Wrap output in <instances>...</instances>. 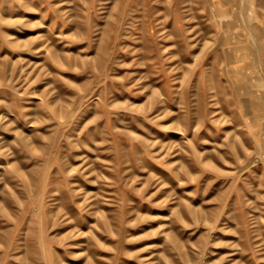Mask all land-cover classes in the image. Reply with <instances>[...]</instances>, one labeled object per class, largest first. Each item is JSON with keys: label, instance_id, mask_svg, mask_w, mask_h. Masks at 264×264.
<instances>
[{"label": "rangeland", "instance_id": "374dc122", "mask_svg": "<svg viewBox=\"0 0 264 264\" xmlns=\"http://www.w3.org/2000/svg\"><path fill=\"white\" fill-rule=\"evenodd\" d=\"M0 264H264V0H0Z\"/></svg>", "mask_w": 264, "mask_h": 264}]
</instances>
